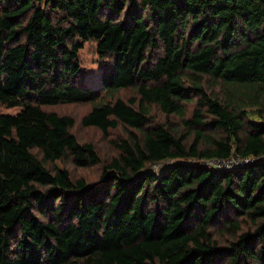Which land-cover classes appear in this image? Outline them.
Wrapping results in <instances>:
<instances>
[{
    "label": "trees",
    "instance_id": "trees-1",
    "mask_svg": "<svg viewBox=\"0 0 264 264\" xmlns=\"http://www.w3.org/2000/svg\"><path fill=\"white\" fill-rule=\"evenodd\" d=\"M0 105V264H264V0H0Z\"/></svg>",
    "mask_w": 264,
    "mask_h": 264
},
{
    "label": "rangeland",
    "instance_id": "rangeland-1",
    "mask_svg": "<svg viewBox=\"0 0 264 264\" xmlns=\"http://www.w3.org/2000/svg\"><path fill=\"white\" fill-rule=\"evenodd\" d=\"M95 43L93 42H85L83 43V46L80 49L79 58L81 61V65L83 69L85 70V76H84V85L88 86L92 89H99L101 88V65L99 63L97 54L95 52ZM19 108H8L4 105H0V112L1 113H9V114H15L18 112ZM69 110V109H68ZM75 110V109H73ZM195 159H190L188 161H193ZM162 165L165 166L163 163ZM161 169V164H152L151 166L147 167L146 170H152L154 172H158V170ZM89 173L91 176H96L99 173V170L95 167L89 170Z\"/></svg>",
    "mask_w": 264,
    "mask_h": 264
},
{
    "label": "built area",
    "instance_id": "built-area-1",
    "mask_svg": "<svg viewBox=\"0 0 264 264\" xmlns=\"http://www.w3.org/2000/svg\"><path fill=\"white\" fill-rule=\"evenodd\" d=\"M264 157V154L261 158ZM260 157L253 155H241L235 152H231L226 157H210V158H200L193 161H188L191 164H195L204 168L217 170V171H228V170H238L246 166L256 163ZM173 161L164 162L168 165Z\"/></svg>",
    "mask_w": 264,
    "mask_h": 264
}]
</instances>
